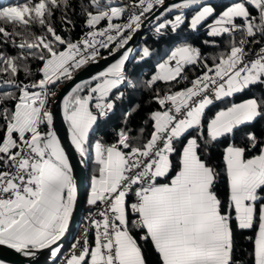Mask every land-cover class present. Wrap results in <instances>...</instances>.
Masks as SVG:
<instances>
[{
  "label": "snow or ice",
  "instance_id": "6c2138e0",
  "mask_svg": "<svg viewBox=\"0 0 264 264\" xmlns=\"http://www.w3.org/2000/svg\"><path fill=\"white\" fill-rule=\"evenodd\" d=\"M149 28L163 53L131 43ZM130 93L143 102L109 124ZM73 152L93 171L63 253ZM0 246L53 264H264V0L0 5Z\"/></svg>",
  "mask_w": 264,
  "mask_h": 264
},
{
  "label": "water",
  "instance_id": "95a60500",
  "mask_svg": "<svg viewBox=\"0 0 264 264\" xmlns=\"http://www.w3.org/2000/svg\"><path fill=\"white\" fill-rule=\"evenodd\" d=\"M175 2V0H166V3ZM148 29L142 30L141 32H138L136 36L134 37L133 41L131 42L133 46L140 47L141 46V40L142 37L146 35ZM106 67L105 61H100L99 64L96 65H89L84 69H81L76 74V81L70 82L74 83L82 79L88 78L90 75L98 72L99 70ZM68 86H62V91L67 88ZM54 112H55V121L54 125L55 128L58 131V135L61 137L62 142L67 147L69 145V139L67 135V126L63 122L62 117V110L59 107L54 106ZM69 151L71 152V149L69 148ZM72 163L74 166V175L77 179L78 184V191H79V199H78V212L75 215V219L73 224L70 227L69 234L66 235V237L61 241L62 245V252L64 248L72 241L74 238L77 225L81 221L82 214L85 211V191H86V182H87V169L88 167L82 165L79 163V158L75 155V153H72ZM42 255H49L48 250H43L41 252H38L34 257L32 256H24L21 253H17L12 249H8L5 246H0V260L10 263V264H50L53 262V258L48 256L46 261L42 258Z\"/></svg>",
  "mask_w": 264,
  "mask_h": 264
},
{
  "label": "trees",
  "instance_id": "16d2710c",
  "mask_svg": "<svg viewBox=\"0 0 264 264\" xmlns=\"http://www.w3.org/2000/svg\"><path fill=\"white\" fill-rule=\"evenodd\" d=\"M15 2V0H0V5H7L9 3H13ZM73 19L76 21L77 27L76 30L72 33V37L73 39H76L79 37L80 33H81V24L82 21L79 20V18L77 17H73ZM57 28L59 29V24H57ZM193 42L195 44H200L201 39H203V36L200 37H192ZM171 43V41H167V40H159L157 41L156 39H154V35L148 33H146L145 36L142 37L141 40V46L147 44L148 46H150L151 48H153L154 50H157L160 53H163L167 44ZM205 52L209 51L207 48L204 49ZM152 64H153V60H149L141 65L136 66L135 72L138 74L141 72V70H143L145 73H149L152 71ZM142 103L143 102V98L138 97L136 94H129L128 99L122 103H118L117 108L115 113L109 118L108 123L112 124V125H119L120 120L122 119L123 116V112L125 110H127L131 105H133L134 103ZM143 115V113L141 112L140 114H138L135 118H134V122L138 123L140 117ZM257 130H259V125H257ZM92 168L88 167L87 169V177H90L92 174ZM85 195H86V191H85ZM86 207V204H85ZM87 209V208H85Z\"/></svg>",
  "mask_w": 264,
  "mask_h": 264
},
{
  "label": "built area",
  "instance_id": "2783aa9c",
  "mask_svg": "<svg viewBox=\"0 0 264 264\" xmlns=\"http://www.w3.org/2000/svg\"><path fill=\"white\" fill-rule=\"evenodd\" d=\"M148 33L154 35L153 32L150 30V28L148 29ZM86 214H87V209H85V211L83 212V214H82V218H81V221H80L79 224L77 225V229H76V232H75L74 238H73L72 241H71V242H70V243L64 248L63 253H67V252H68V250L70 249L71 244L74 242V239L80 235L81 224H82V222L85 220ZM63 258H64V257H63V255H62V256L60 257L59 260H56V261H55V264H62ZM50 264H53V262L50 263Z\"/></svg>",
  "mask_w": 264,
  "mask_h": 264
},
{
  "label": "rangeland",
  "instance_id": "374dc122",
  "mask_svg": "<svg viewBox=\"0 0 264 264\" xmlns=\"http://www.w3.org/2000/svg\"><path fill=\"white\" fill-rule=\"evenodd\" d=\"M89 180H90V177H87V182H86V191H87V189H88Z\"/></svg>",
  "mask_w": 264,
  "mask_h": 264
},
{
  "label": "bare ground",
  "instance_id": "6f19581e",
  "mask_svg": "<svg viewBox=\"0 0 264 264\" xmlns=\"http://www.w3.org/2000/svg\"><path fill=\"white\" fill-rule=\"evenodd\" d=\"M48 256L47 255H42V258L46 261V259L48 258Z\"/></svg>",
  "mask_w": 264,
  "mask_h": 264
},
{
  "label": "crops",
  "instance_id": "0c3cea01",
  "mask_svg": "<svg viewBox=\"0 0 264 264\" xmlns=\"http://www.w3.org/2000/svg\"><path fill=\"white\" fill-rule=\"evenodd\" d=\"M4 264H10V263H6V262H4Z\"/></svg>",
  "mask_w": 264,
  "mask_h": 264
}]
</instances>
